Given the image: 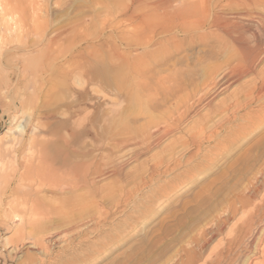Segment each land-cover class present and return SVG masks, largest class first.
<instances>
[{
  "label": "rangeland",
  "instance_id": "obj_1",
  "mask_svg": "<svg viewBox=\"0 0 264 264\" xmlns=\"http://www.w3.org/2000/svg\"><path fill=\"white\" fill-rule=\"evenodd\" d=\"M96 1L34 0L42 10L24 16L0 6V264H230L234 247L233 256L226 250L220 260L216 254L233 237L230 230L240 227L264 202V91L258 75L264 69V22L260 26L256 20L253 30L248 28L255 37L263 36L255 38L262 56L255 62L256 73L249 74L230 69L235 49L220 31L207 29L208 25L182 29L186 9L190 11L198 0H125L127 13L120 19L101 6L114 0ZM230 1L208 0L202 16H191L192 12L189 19L204 16L208 24L214 13L228 16ZM257 8L255 14L261 13L264 21V5ZM49 55L54 56L53 68L41 70ZM84 61L101 69L94 74L81 70ZM23 64L38 67L36 78L30 70L21 78ZM217 71L232 78L210 90ZM156 76L165 86L156 85ZM174 83L176 87L170 86ZM172 92L174 97L190 98L188 106L177 107ZM34 120L43 125L75 121L90 138L95 131L108 138L131 137L170 123L172 132L160 141L162 145L158 143L160 147L151 150L142 144L136 146L141 155L125 157V182L100 181L106 191L117 194L115 200L105 195L94 199L83 191L56 196L19 179L16 164L31 154L24 137ZM18 125L23 133L15 130ZM43 125L37 131L42 139L47 138ZM31 198L42 202L45 216L28 218ZM9 205L21 223L7 217ZM235 208L238 211L230 215ZM220 216L226 220L222 235L205 237ZM19 229L25 241L18 239L16 250L10 252L5 240L13 239ZM55 237L57 243L49 242ZM39 240L46 244V252L34 246Z\"/></svg>",
  "mask_w": 264,
  "mask_h": 264
},
{
  "label": "bare ground",
  "instance_id": "obj_2",
  "mask_svg": "<svg viewBox=\"0 0 264 264\" xmlns=\"http://www.w3.org/2000/svg\"><path fill=\"white\" fill-rule=\"evenodd\" d=\"M100 0H98L99 2ZM164 1V0H163ZM170 1V0H168ZM168 1H165L164 3H168ZM190 1V0H188ZM187 1V2H188ZM228 1V0H227ZM102 2V1H101ZM180 2V1H179ZM208 0H198L197 3L192 4V8L187 11L186 9V17L184 18L185 22L182 27L185 31L191 30V29H202L206 28L208 25L209 28L207 29H213L215 31H220L223 34V39L228 41L233 48L235 49V55L232 59V62L229 64L230 69L232 71H240L243 70L245 73H251L255 74V62L259 59L261 52H260V44L257 39H260L262 37L258 38L254 36L253 32L249 31V26H251L253 23H255L256 20H258V25L261 26L262 22V17H259L256 15V10L258 9L257 7L263 6L264 5V0H231L229 3V15L226 16H217L214 14V16L210 17V20L208 21V24L205 23V17H201L199 19H196L195 21H190V13H192L191 16L195 15V17H200L202 16L201 14L203 11L206 10ZM97 1L95 0V4ZM186 3V2H185ZM228 3V2H226ZM55 4H58V2H55ZM94 4V5H95ZM133 4V3H132ZM182 4V3H181ZM99 5H101L99 3ZM98 5V6H99ZM167 5V4H166ZM210 5V3H209ZM226 5V4H225ZM0 6L3 8L5 12H13V13H19L21 15H25L27 12H35V11H40L41 6L39 4H36L34 0H0ZM93 6V5H92ZM97 6V7H98ZM104 9L106 8L107 11H114L116 15L120 18L125 17V0H114L111 1V3H104L101 5ZM132 6V5H131ZM130 6V7H131ZM152 6V5H151ZM170 6V5H169ZM94 7V6H93ZM133 7V6H132ZM179 7V6H178ZM190 7V6H189ZM100 8V7H98ZM137 8V7H136ZM141 9V8H140ZM174 9V8H173ZM224 9V8H223ZM228 10V9H227ZM264 10V9H263ZM104 10L103 12H105ZM138 11V10H137ZM225 11V10H224ZM258 11V10H257ZM101 13V12H100ZM135 13V12H134ZM211 13V12H210ZM112 14V13H111ZM130 14V12H129ZM146 14V13H145ZM179 14V13H178ZM219 14V13H218ZM104 15V14H103ZM222 15V14H221ZM131 16V15H130ZM144 16V15H143ZM263 16V15H262ZM134 17V16H133ZM103 18V16H102ZM102 18H100L102 20ZM104 18H107L104 17ZM103 18V19H104ZM131 18V17H130ZM109 19V18H107ZM115 19V18H114ZM100 20V21H101ZM98 21V20H97ZM110 21H112L110 19ZM108 20V22H110ZM115 21V20H114ZM181 21V20H180ZM179 21V23H180ZM190 21V22H189ZM83 22V21H82ZM87 22V21H86ZM93 22V21H92ZM90 21V23H92ZM103 22V20H102ZM100 22V23H102ZM106 22V21H105ZM120 22V21H119ZM122 22V21H121ZM143 22V21H142ZM182 22V21H181ZM141 23V20H140ZM96 24V23H95ZM112 24V23H111ZM121 24V23H120ZM123 24V23H122ZM181 24V23H180ZM257 24V23H256ZM264 24V23H263ZM262 24V25H263ZM87 25V23H86ZM102 25V24H101ZM100 25V26H101ZM108 25V24H107ZM182 25V24H181ZM83 26V25H82ZM110 26V25H109ZM114 26V25H113ZM176 26V25H175ZM253 26V25H252ZM252 26L250 27V30L252 29ZM104 27V26H103ZM178 27V26H177ZM181 27V26H180ZM105 28V27H104ZM149 28H151L149 26ZM173 28V27H172ZM261 28V27H260ZM102 29V27H101ZM112 29V28H111ZM179 29V28H178ZM160 30V29H159ZM158 30V31H159ZM253 30V29H252ZM256 30V29H255ZM263 30V28H262ZM194 31V30H193ZM204 31V30H203ZM261 32V31H260ZM159 32H155V34H158ZM171 33V32H170ZM220 33V34H221ZM25 34V33H24ZM162 34V33H161ZM263 34V33H259ZM21 36V35H20ZM158 36V35H157ZM148 38V37H147ZM146 38V40H147ZM257 38V39H255ZM248 39V40H247ZM264 43V39L262 38ZM254 43L255 45L252 47L251 42ZM54 42V41H53ZM152 42V41H151ZM227 43V45H228ZM2 44V43H1ZM53 44V43H52ZM153 44V43H152ZM151 44V45H152ZM224 44V43H223ZM158 45V44H157ZM163 45V44H162ZM264 45V44H263ZM261 45V46H263ZM60 46V45H59ZM58 46V48H59ZM155 46V45H154ZM69 48V47H67ZM264 48V47H263ZM216 49V48H215ZM262 49V48H261ZM69 50V49H68ZM264 50V49H263ZM70 55V54H69ZM262 56V55H261ZM54 56H47L44 58L43 62L40 65V69L43 70L46 67L53 68L52 67V61H53ZM76 57V56H75ZM84 60L86 59V56H84ZM74 58V57H73ZM83 58V57H82ZM88 58V57H87ZM78 59V57H77ZM27 60V59H26ZM76 59H73L75 61ZM80 60V59H79ZM79 60L77 62H79ZM90 60V58L88 59ZM92 60V58H91ZM110 60V59H109ZM71 61V60H70ZM83 61V60H81ZM72 62V61H71ZM99 62V61H98ZM108 62V61H107ZM96 63V62H95ZM229 63V62H228ZM40 64V63H39ZM38 64V65H39ZM75 64V63H74ZM73 64V65H74ZM108 64V63H106ZM37 65V66H38ZM76 65V64H75ZM102 65V64H101ZM100 65V66H101ZM111 65V64H110ZM226 65V64H225ZM32 66V65H31ZM72 66V64H71ZM229 66L227 65L228 69ZM137 67V66H136ZM38 67H28L26 64L22 65V70L20 71L21 73V78L25 79L26 73L31 72L32 78L36 76V73H38L37 70ZM99 66L96 64H93L89 61H84L80 64V69L81 70H86L90 74H94L98 71ZM225 68V67H223ZM222 68V69H223ZM261 68V67H260ZM50 69V70H51ZM101 69V68H99ZM227 69V70H228ZM148 70V69H147ZM146 70V71H147ZM218 70V69H217ZM230 70V71H231ZM264 69H262L260 72L258 71V75L260 76V89L264 91ZM53 71V70H52ZM57 71V70H56ZM61 71V70H60ZM143 71V72H146ZM220 71V70H218ZM216 73L214 75L210 85L209 89L214 90L219 85L223 84H228L230 81V75L226 74L224 71ZM229 71V72H230ZM54 72V71H53ZM78 72V71H77ZM76 72V73H77ZM142 72V71H141ZM150 72V71H148ZM227 72V71H226ZM241 72V71H240ZM237 72V73H240ZM243 72V73H244ZM79 73V72H78ZM100 73V72H99ZM132 73V72H131ZM140 73V72H139ZM156 73V72H154ZM232 73V72H231ZM235 73V72H234ZM233 74L238 75V74ZM135 74V73H134ZM230 74V73H229ZM133 75V74H132ZM136 75V74H135ZM145 75V74H144ZM147 75V74H146ZM145 75V76H146ZM243 76V74H241ZM74 76V75H73ZM81 75H78L80 77ZM83 76V75H82ZM137 76V75H136ZM159 76V75H158ZM232 76V75H231ZM77 77V76H76ZM89 77V76H88ZM87 77V78H88ZM92 77V76H91ZM143 77V76H142ZM157 77V76H156ZM238 77V76H237ZM240 77V75H239ZM36 78V77H35ZM75 78V76H74ZM84 78V77H83ZM129 78V77H128ZM139 78V77H138ZM153 78V77H152ZM151 78V79H152ZM22 79V80H23ZM142 80H145L144 78H140ZM150 79V78H149ZM35 80V79H34ZM82 80V79H81ZM129 80V79H128ZM127 80V81H128ZM156 85L157 86H165V82H163L164 79L157 77L156 79ZM254 80V78H253ZM27 81V80H26ZM131 80L128 82L130 83ZM135 79L133 80V82ZM49 82V81H48ZM132 82V81H131ZM142 82V81H141ZM140 82V83H141ZM177 83V82H176ZM134 84V83H133ZM139 84V83H138ZM167 84V83H166ZM171 84V83H170ZM130 85V84H129ZM132 85V84H131ZM140 85V84H139ZM142 85V84H141ZM178 85V84H177ZM173 87H176L175 83L170 85ZM259 87V86H258ZM135 88V87H134ZM250 88V87H248ZM257 88V87H256ZM136 89V88H135ZM208 89V90H209ZM254 89V88H253ZM131 90V89H129ZM128 90V93H129ZM163 90V89H162ZM171 90V89H170ZM167 90L168 93L171 91ZM134 91V90H133ZM244 91V90H243ZM256 91V90H254ZM260 90H257L259 92ZM132 92V91H131ZM147 92V91H146ZM178 92V91H177ZM210 92V91H209ZM239 92V91H238ZM262 92V91H261ZM142 93V92H140ZM179 93V92H178ZM184 93V92H183ZM260 93V92H259ZM263 93V92H262ZM136 94V93H135ZM182 94V92H181ZM204 94V93H203ZM238 94V93H237ZM248 94V92H247ZM253 94V91H252ZM251 94V95H252ZM173 92L171 93V96H173L174 101L176 103V106L179 108H182L183 106H186L189 103L190 98L188 97H178L175 96ZM205 95V94H204ZM264 95V94H263ZM261 95V96H263ZM137 96V95H136ZM197 96V95H196ZM203 96V95H202ZM207 96V95H206ZM205 96V97H206ZM247 96V95H246ZM250 96V95H249ZM260 96V99H261ZM168 97V95H167ZM172 98V99H173ZM233 98V97H232ZM241 98V97H240ZM171 99V98H170ZM171 99V100H172ZM237 99V97H236ZM239 99V98H238ZM254 99V98H253ZM259 100V97L257 98ZM21 100V99H20ZM197 100V99H196ZM241 100V99H240ZM251 100V99H250ZM262 100V99H261ZM173 101V100H172ZM192 101V100H191ZM21 103V102H20ZM17 104V103H16ZM127 104V103H126ZM21 105V104H20ZM235 105V104H234ZM188 106V105H187ZM193 106V105H192ZM225 106V104H224ZM245 106V105H244ZM198 107V106H197ZM221 107V105H220ZM241 107V106H240ZM186 108V107H185ZM184 108V109H185ZM222 108V107H221ZM239 108V107H238ZM183 109V108H182ZM187 109V108H186ZM191 109V108H190ZM196 109V108H195ZM219 109V108H218ZM228 109V108H227ZM109 110V109H108ZM189 110V109H188ZM187 110V113H188ZM220 110V109H219ZM224 110V109H223ZM226 110V109H225ZM230 110V109H229ZM112 114H113V110ZM178 111V109H176ZM183 111V110H182ZM186 111V110H185ZM238 111V110H237ZM241 111V109H240ZM217 112V111H216ZM183 112H181L182 114ZM110 114V112H109ZM110 114V115H112ZM171 114V113H169ZM177 114V113H176ZM175 114V115H176ZM184 114V113H183ZM186 114V113H185ZM216 114V113H215ZM225 114V113H224ZM88 115V114H87ZM217 115V114H216ZM249 115V114H248ZM86 116V115H85ZM101 116V115H100ZM180 116V114H179ZM186 117V115H184ZM183 116V117H184ZM214 116V115H212ZM223 116V114H222ZM250 116V115H249ZM19 117V116H18ZM17 117V118H18ZM102 117V116H101ZM169 117V116H167ZM178 117V116H177ZM182 117V116H180ZM172 118V117H170ZM226 118V117H224ZM247 118V117H246ZM249 118V117H248ZM16 119V117H14ZM106 119V118H105ZM137 119V118H136ZM175 119V118H174ZM173 119V120H174ZM72 120V119H71ZM70 121H60L56 123H51V124H44L43 121H38L34 120L31 125H30V132L29 134L24 137L25 139V145L26 149L31 153L28 156H25L23 158V162L16 164L17 167L20 169L21 173L19 174V179L20 181H29L30 183L28 184L29 186L31 183H33L34 187L36 188L35 190H41V189H46L50 194L52 195H60L64 193H72L75 194L76 192L83 191L84 194L90 196L91 198H96V197H104L109 196L110 198H115L113 192L106 191L105 187L100 186V181H103V179L108 180L110 182H125V157H132V159H135V157L139 156L141 151H137L136 146L140 145H147V148L156 147L159 145L158 143L165 137L168 138L170 133L172 132L171 129L167 127V124L165 128H160V126L163 124L161 123L159 128L153 130L152 132L151 129L150 131H145L143 130L141 133L133 135L131 137H126L125 135L121 137H105L102 134H96V131H92L93 135L90 137L88 136V131L82 127L81 125H78L74 120V122ZM77 120V119H76ZM85 120V119H84ZM107 120V119H106ZM182 120V118H181ZM209 120V119H208ZM211 120V119H210ZM13 121V120H12ZM172 121V119H171ZM177 119H175L176 123ZM180 121V119H179ZM251 121V120H250ZM106 122V121H105ZM166 121H164V124ZM169 122V121H168ZM216 122V120H215ZM234 122V121H233ZM29 123V122H28ZM178 123V122H177ZM180 123V122H179ZM208 123V122H207ZM83 124V123H82ZM101 124V123H100ZM155 124V123H154ZM183 124V123H182ZM211 124V123H210ZM46 127V137L47 138H39V135L37 134V131L39 130L40 127ZM90 125V124H89ZM103 125V123L101 124ZM224 125V124H223ZM85 126V125H83ZM94 126V125H93ZM175 126V125H174ZM174 126H172L174 128ZM180 126V125H179ZM105 127V126H103ZM155 127V125H154ZM153 127V128H154ZM158 127V126H157ZM177 127V126H176ZM214 127V126H213ZM212 127V128H213ZM143 128V127H142ZM202 128V127H201ZM206 128V127H205ZM89 129V128H88ZM92 129V127H91ZM102 129V128H101ZM104 129V128H103ZM138 129V128H137ZM196 129V128H195ZM15 130H18L20 133H23L24 130L21 128L20 125L16 127ZM26 130V129H25ZM94 130V129H93ZM100 130V129H99ZM97 130V132L99 131ZM111 130V129H110ZM140 130V129H139ZM174 130V129H173ZM199 130L200 134V129ZM203 130V129H201ZM136 132V130H135ZM138 132V131H137ZM202 132V131H201ZM103 133V132H102ZM196 134V132H193ZM242 133V132H240ZM25 134V133H24ZM121 134V133H120ZM203 134V132H202ZM23 135V134H22ZM201 135V134H200ZM211 135V134H210ZM209 135V137H210ZM107 136V135H106ZM111 136V135H110ZM171 136V135H170ZM191 136V135H190ZM199 136V135H198ZM200 137V136H199ZM199 137L198 140H199ZM90 138V145H86L87 141L86 139ZM196 137L194 136V139ZM196 138V140H197ZM202 138V137H200ZM208 138V137H207ZM215 138V137H214ZM210 139V138H209ZM205 140V139H204ZM86 141V143H85ZM163 141V140H162ZM191 141V140H190ZM201 141V140H200ZM194 141L193 143H195ZM203 143V142H202ZM160 145L162 143L160 142ZM159 145V147H160ZM200 146V145H199ZM136 147V149H135ZM142 148H146L141 146ZM167 148V147H165ZM164 148V149H165ZM139 149V148H138ZM153 149V148H152ZM151 149V150H152ZM146 150V149H145ZM143 152L144 149L142 150ZM147 151V150H146ZM150 152V151H149ZM172 153V151H171ZM141 155V154H140ZM169 155V154H168ZM171 155V154H170ZM197 155V154H196ZM143 156V155H142ZM156 157V156H155ZM137 159V158H136ZM159 159V158H158ZM162 160V159H161ZM257 160V159H256ZM135 161V160H134ZM138 161V160H136ZM145 161V160H144ZM158 162V161H157ZM170 162V161H169ZM141 163V162H140ZM167 163V162H166ZM168 164V163H167ZM161 165V163H160ZM163 165V164H162ZM14 165L11 166L13 168ZM143 167V166H142ZM141 167V168H142ZM159 167V166H158ZM167 167V166H166ZM168 168V167H167ZM264 168V167H263ZM136 169V168H135ZM155 169V168H154ZM166 171V170H165ZM261 172V171H260ZM264 174V173H263ZM261 175L264 177V175ZM133 175V174H132ZM131 176V175H130ZM129 176V177H130ZM257 177V175H256ZM259 177V176H258ZM127 178V177H126ZM138 178V177H136ZM136 180V179H135ZM142 180V179H141ZM138 181V180H137ZM250 181V180H249ZM132 183V182H131ZM129 184V183H128ZM130 185V184H129ZM133 186V185H132ZM247 187V186H246ZM108 188V187H107ZM262 188V187H261ZM120 189V188H119ZM247 189V188H246ZM251 189V188H250ZM136 190V189H135ZM239 190V189H238ZM243 190V189H242ZM256 190V189H255ZM259 190V189H257ZM118 191H121L118 190ZM246 191V190H244ZM249 191V190H248ZM260 191V190H259ZM137 192V191H136ZM247 192V191H246ZM258 192V191H257ZM106 193V194H104ZM113 193V194H112ZM125 193V191H121L120 194ZM259 193V192H258ZM127 194V193H126ZM239 194V193H238ZM256 194V193H255ZM260 194V193H259ZM117 195V194H116ZM237 195V194H236ZM254 195V194H252ZM258 195V194H257ZM123 196V195H122ZM121 195L119 197H122ZM259 196V195H258ZM261 196V195H260ZM80 197V196H79ZM224 197V196H223ZM257 197V196H256ZM262 197V196H261ZM30 198V197H29ZM112 198V199H113ZM255 198V197H254ZM258 198V197H257ZM231 199V198H230ZM241 199V198H240ZM249 199V198H248ZM115 200V199H113ZM112 201V200H111ZM119 201V200H118ZM229 201V200H228ZM257 201V199H256ZM264 201V198L263 200ZM61 203L60 201H58ZM116 202V201H114ZM238 202V201H237ZM222 203V202H221ZM64 204V202H63ZM112 204V203H111ZM205 204V203H204ZM264 202H261L259 204V207L254 208L253 212L245 221H241L240 227H237L235 229H231L230 232L232 233L233 237L230 238L226 242L227 246H223L220 252L216 255L219 256V259L221 260L223 257V253L227 250L228 254L232 251L233 247L235 249V254L234 257L235 259L232 260L230 264H264V212L262 210V206ZM222 206V205H221ZM221 208V207H220ZM225 208V207H224ZM43 209L44 205L42 204L41 201H39L38 198H31L30 199V210L28 214V218L33 217H39V216H45L43 214ZM220 210V209H219ZM238 209H231L229 211L230 215H234ZM224 212V211H223ZM6 213V212H5ZM245 213V211H244ZM7 217L10 218L12 221H18L21 223L22 218L21 216L17 215V213L14 211V206L9 205V212L7 213ZM89 214V213H88ZM223 214V213H222ZM228 214V213H227ZM227 216V215H226ZM241 216V215H240ZM244 216V215H243ZM98 217V216H97ZM235 217V216H234ZM211 218V217H210ZM242 218V217H241ZM218 219V218H217ZM216 219V220H217ZM223 219V218H222ZM221 216L217 220L216 224L214 225L213 229L211 231L204 232V236L206 237L207 235H210L213 237L214 235L221 234L222 232V227L226 223V220H222ZM203 220V219H202ZM214 220V222L216 221ZM242 220V219H241ZM213 225V224H212ZM77 226L75 225V228ZM65 228V227H64ZM72 228V227H71ZM227 228V227H226ZM206 231V230H204ZM219 234V236H220ZM225 234V233H224ZM222 235V234H221ZM229 235V234H228ZM231 235V236H232ZM51 236V235H50ZM65 236V235H64ZM201 235V237H204ZM200 237V238H201ZM204 237V238H205ZM209 237V236H208ZM216 237V236H215ZM49 238V237H48ZM52 238V237H50ZM221 238V237H220ZM21 239L20 241L23 242L25 241L24 239V234L22 230H18L15 234V237L13 239H8L5 240L4 246L8 247L9 249H12L10 252L15 251L17 247V240ZM207 239V238H206ZM205 239V241H206ZM229 239V238H228ZM59 240L58 237L53 238V240H49V242H56ZM211 240V239H210ZM216 240V239H215ZM222 240V238H221ZM45 241V240H44ZM203 241V240H202ZM19 242V241H18ZM46 242V241H45ZM199 242V241H198ZM204 242V241H203ZM209 242V241H208ZM205 243V242H204ZM51 244V243H50ZM197 244V241H196ZM200 244V243H199ZM262 244V248H259L260 245ZM46 244L41 240H39L38 243H36L34 246L38 247L41 249L43 252L47 251V247L45 246ZM220 245V244H219ZM49 246V245H48ZM216 247V246H215ZM218 247V246H217ZM198 248V247H197ZM216 250V249H215ZM214 250V251H215ZM210 255L215 261V252ZM226 252V253H227ZM233 254V253H232ZM231 254V255H232ZM226 255V254H225ZM224 255V256H225ZM228 256V255H227ZM233 256V255H232ZM256 256V257H255ZM255 257V258H254ZM9 263H11V256L7 257ZM226 258H229L226 257ZM233 258V257H232ZM10 259V260H9ZM231 259V258H230ZM257 259H261V262H253ZM209 260V259H208ZM177 261V260H176ZM217 261V260H216ZM228 261V260H227ZM224 262V261H222ZM192 263V262H191ZM211 263V262H210ZM221 264V263H220Z\"/></svg>",
  "mask_w": 264,
  "mask_h": 264
}]
</instances>
